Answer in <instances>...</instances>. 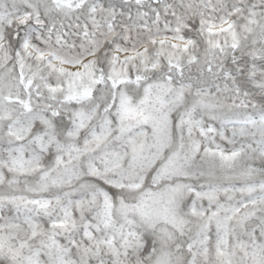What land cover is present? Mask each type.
<instances>
[{"label":"snow or ice","instance_id":"6c2138e0","mask_svg":"<svg viewBox=\"0 0 264 264\" xmlns=\"http://www.w3.org/2000/svg\"><path fill=\"white\" fill-rule=\"evenodd\" d=\"M0 264H264V0H0Z\"/></svg>","mask_w":264,"mask_h":264}]
</instances>
